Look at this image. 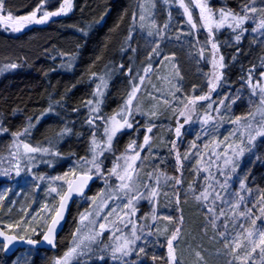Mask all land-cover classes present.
<instances>
[{"label": "trees", "instance_id": "1", "mask_svg": "<svg viewBox=\"0 0 264 264\" xmlns=\"http://www.w3.org/2000/svg\"><path fill=\"white\" fill-rule=\"evenodd\" d=\"M62 1L44 0L41 4V0H3L1 13L4 16L11 15L13 18H19L30 14L40 6H44L48 11H55ZM134 1L72 0L73 6L68 14L52 19L44 25L32 26L15 35L0 28V69H4L10 63L18 65L15 69L0 71V127L7 129L0 133V138L9 139L12 133L22 131L29 123V117H32L31 122L35 127L31 130L30 136L22 138L33 146L39 144L48 147V141L60 129L67 127L72 130L55 144V150L59 151L61 156L55 157L54 169L63 172L72 167V162L89 154V132L92 126L86 122L89 118L86 102L90 99L98 81L92 78V73L108 74V92L101 109L104 114L117 108L122 102L125 91L120 93L118 89L119 80L125 77L124 69L128 68L135 80L141 76L144 68L148 67L146 61H149L151 67L159 68L153 55L149 59H141L136 52V44L132 41L134 36L132 32L135 27L132 18L135 12ZM247 2L248 0H209L215 16L217 14V19L221 9L240 12ZM255 5L258 8L264 7V0H255ZM169 6H173L169 0L166 4H159L160 16L170 8ZM259 18L258 12L255 20L245 23L246 31L241 40L235 41L234 44H226L230 37L235 38L238 34L231 28L222 27L213 35L224 63L219 90L223 98H226V102L228 99L231 100L230 110L233 119L238 116L245 117L254 110L255 106L246 108L252 100L250 97L253 96L248 85L250 71L253 83L263 80L261 72H264V46L258 42L256 35H248L250 29L259 22ZM182 54L187 56L182 59ZM191 56L194 57L192 48H185L177 53L176 63L178 62L179 70L176 85L180 91L174 92L176 94L174 95L175 109L179 102L186 100L191 90L194 92L192 96H199L205 92V86L199 80L201 76L194 73L196 66ZM69 62L72 65L70 68L67 66ZM197 87H200V92L196 90ZM171 98V95L166 96L167 100ZM49 105L53 110L37 121L36 117H40ZM173 119L171 117L169 121H165L170 127L169 132L165 130V125L155 128L156 135L154 134L152 145L149 146V155L150 168L175 177V162L169 150L174 139L171 128ZM97 130L100 131L99 128ZM144 130L137 129L135 126V130L121 131L114 140L113 150L102 156L103 171H107L115 160L114 154L123 152L133 140L138 144ZM186 140L189 141L188 138L182 140L180 151L187 149ZM212 147L208 148V152ZM191 167V161H183L181 184L178 188L179 205L170 201L174 213L176 210L179 211L177 222L180 223L181 228L179 238L174 244L176 255L182 264H199L200 261L202 264H224L226 255L222 254L223 252L220 255L215 253L220 251L218 244L221 237L217 233L225 231L224 225L227 221L220 217L216 221L217 227H211L210 214L209 219H206L207 209L203 207V203L209 202H197L189 188L192 185L196 194L203 191L208 173L202 171L195 176L191 172ZM212 171L215 173L216 168L213 167ZM98 178V182L87 195L92 194L102 185L99 176ZM217 178L223 180L218 173ZM245 178L246 186L252 189V193L243 191L241 195L246 198L244 202L246 206L252 207V204L258 201L260 193L264 191V138L255 144L249 155L243 157L237 173L232 176L231 180L235 181L237 191L240 190V180ZM105 186L111 188L113 184H105ZM183 189L189 191L186 196L180 193ZM30 196L29 194L26 198L30 199ZM8 204L7 200L0 203V225L5 223V219L12 223L21 220L14 214L22 216L21 210L18 212L19 205L22 203L17 200L13 206ZM217 205V212L220 207L224 208L219 201ZM80 209L79 200L70 209L67 222L58 237L55 251L25 249L18 251L12 257H6L0 246V264H37L38 260H40L39 264H52V259L68 243L72 230L76 226V215ZM253 213V218L259 217V207L254 208ZM181 217H183L182 222ZM262 224L264 219L257 221V225ZM2 229L5 231L4 228ZM229 229H232L231 225ZM40 236L37 234L32 239H38ZM101 240L103 243L108 242L105 236ZM96 246L94 244L93 249H96ZM197 251L201 253L202 259L196 257ZM151 253L152 251L147 249L139 258L138 264H161L160 260L153 259ZM97 257L98 253L87 255L89 264L112 262L108 258H106L107 261H102ZM76 264H80L79 260Z\"/></svg>", "mask_w": 264, "mask_h": 264}, {"label": "snow or ice", "instance_id": "2", "mask_svg": "<svg viewBox=\"0 0 264 264\" xmlns=\"http://www.w3.org/2000/svg\"><path fill=\"white\" fill-rule=\"evenodd\" d=\"M167 2V0H166ZM44 3V0H41V4ZM180 7L184 9V13L188 17V23L192 25L193 28H196V23L193 22L192 11L189 7L184 3V0H179ZM194 3L197 8L200 9V17L203 21L202 26L206 28L209 32V35H214L212 29V23L215 16L213 10L208 6L206 2L203 0H194ZM72 0H63L58 11L54 12H44L43 16L37 19V12L40 11L38 8L36 11L32 12L30 16L21 17L19 21L16 23L20 24V27H23L26 23H31L35 20L36 23H44L51 16H58L61 14H67L72 9ZM153 7L155 5L153 4ZM0 8H2V0H0ZM139 19L140 21L145 20L144 12L145 2L141 0L139 3ZM260 13L259 22L256 24L252 31L262 32L264 34V7L258 8L255 5V0H248L242 6L240 12H234L231 10L221 9L219 12V20L216 22L215 27L219 29L222 27L226 21L228 22V27L232 28L234 32H238L235 36L237 42L241 40L242 35L246 31L244 25L249 20H255L256 14ZM242 13V14H241ZM133 21L137 18V13L133 12L132 14ZM0 19H6L9 21L13 20V17L9 15L4 18L0 16ZM20 27L13 28L14 31H19ZM143 27V24H141ZM167 27V25H165ZM162 31V30H161ZM153 33L150 31L148 35H152ZM131 35L129 36V39ZM159 44L153 48V53L159 55L158 52ZM212 49L218 51V45L215 42H212ZM65 56L69 54H63ZM151 55V54H150ZM165 59H168L165 57ZM223 57H220V62H216L214 60V71L212 77L209 78L208 88L209 91L205 95L196 96L191 99H188V102L183 105V110L179 111L180 116L185 117L184 123L187 124L191 121L192 117L189 114L190 112L195 110L196 104L198 101H211V93L216 91L219 83L222 81L223 73L222 71L217 72L215 69L218 67L219 69L224 68V64L222 63ZM69 68L72 66L69 62L67 65ZM18 65L16 63H10L5 66L4 69H0V71L6 69H15ZM123 67V66H121ZM145 75L140 76V84H143L147 74L152 71L151 65L144 68ZM178 75V73H177ZM261 77L264 78V72H261ZM92 78L98 79L99 83L96 85V91L93 93V99H89L86 102V106L89 107L90 116L87 119V123L90 126L95 125L96 120L103 121L104 124V139H97L96 132L94 131L92 134L90 147L88 149V155L84 157L78 158L73 167L69 170V172L64 173L63 176H55L49 178L52 182L48 186L47 194L52 197L53 201L57 198L59 199L58 205L53 203L49 205L45 203L40 213L33 215L31 219L25 220L23 217L21 220L17 221L15 225L8 224L6 227L9 229H20L23 225V231L25 233L31 232L32 234H38L43 236V241L47 242L53 248L56 247L55 238L58 227L61 224V221L64 219V214L67 209V205L69 201L72 199L73 195L84 196V190L88 186L90 180H92L93 176H102V164L101 156L105 152L112 151V145L114 139L117 137V134L120 133L124 129H132L133 122L132 118L134 114L140 113L144 115H148L151 117H156L158 112L153 110L150 113H144L140 104L136 103L137 101V93L140 91L139 84H132L131 91L128 93L126 100L120 106L119 110L109 116L105 117L100 115V104L102 103L101 99H97V97L103 96V89L107 88L108 84V74L105 73L103 75H98L97 73H92ZM248 85L252 90V95L257 96L259 100V104L256 108L255 112L249 113L245 117H236L230 122L236 126L234 131L229 137H225L224 141H213V147L210 152L202 153L199 151L198 145L195 141H193L190 145V152L192 149H196L193 155H197L200 158L197 160V168L196 171L199 172H207L208 175L205 177V186L203 191L199 194H196L195 189L192 188V185L189 186L192 191L193 198L197 202H205L203 203V207L207 209V213L205 215L206 219H210L209 223H211L213 228L217 227L216 221L220 219V217H224L228 212L232 213L230 219L235 224L237 217H243L251 220L252 228L247 229L243 224L239 225V229L242 231H236V234L233 236L231 233L226 231H219L217 234L223 239L224 248L229 250L230 254L236 261H239L240 264H257L256 258L253 256V253H256L259 250V264H264V224L257 225V221L264 219V191L260 193V197L256 203L252 204V207L244 206L243 210H241V205L245 202V197L241 195V192L247 191L249 194L252 193V189L248 188L245 183V179H241L239 182V191L231 192L229 191V181L232 176L237 173L239 167L241 166L242 159L246 153H251L255 147V142L258 138H264V84L259 82L253 83V78L250 74L248 76ZM176 88V91H180L178 87L173 85ZM159 91V89H157ZM151 96V94H149ZM174 96L175 94L172 93ZM156 99V97H152ZM165 104H169L170 102L165 100ZM221 105L224 103L223 100L219 102ZM191 106V107H190ZM208 109L212 110V103L208 104ZM52 106L49 105V108L45 110V112L41 113L40 117H36V120L39 121L44 115L48 112H51ZM217 113L220 112L219 107L214 109ZM76 111V109H74ZM95 114V115H91ZM259 117V119H257ZM32 117H29V123L26 127L23 128L22 131L13 133V141L12 145H10L9 152V163L11 168L5 169L3 171V175H8L9 172L14 169L15 174L20 176L22 172L27 171L28 173H32V168L35 166L37 161L36 154L47 155L51 157H59L61 153L55 150V144L59 140L63 139L66 135L71 133L70 128H62L58 132L55 133L54 137L48 141L49 146L44 147L41 145L33 146L28 142H25L21 139V137H26L31 135V130L35 127V125L31 122ZM208 112L205 113L204 117L201 120L202 125H208L210 121L214 120ZM221 120L224 118L221 116ZM155 125L149 124L146 131L147 133H151L152 129ZM183 128L182 124H179L175 129L176 137L179 139L182 136L181 129ZM7 129L0 127V132H5ZM239 136V142H235V138ZM200 137L198 136L197 139ZM151 141V136L145 134L144 143L137 145L136 141H131L125 153L121 154L116 158V163H114L113 168L109 171L108 176H115L120 183L116 186L115 191H119L123 193V197L127 198V203L123 205V209L113 208L106 216L103 217L105 223L99 224V230H96L95 225L97 223L94 217H99L104 207L107 206L108 200L112 199L111 195H108L105 198V193L101 192L98 194L100 199V203H97V197H93V205L95 207V211H89L86 213H82L80 216V224L77 229L72 234V241L70 242L69 249L64 253L62 257H57L53 261V264H72L73 260H76L78 257H82L87 255L88 253H98V259L104 260L105 253L109 254L113 261H119V264H129L125 258L130 256L136 246V242L141 240V235H138V228L133 217L137 211L136 204L143 199H148L150 202L159 195L158 187H151L148 183H144V189H147V192L140 191V185L136 183V178L139 173V169L137 167V161L141 159L140 151H136L137 148L143 150L145 146H149ZM232 141V142H229ZM172 150L177 149V141H172ZM221 151H217V149H221ZM21 147L23 148V152H21ZM207 156V159H205ZM182 159H189V154H185L181 157L180 153L176 152V160H177V170H180L182 167ZM26 161L27 164L22 167V163ZM119 161H123V164H120ZM222 161V164L220 163ZM43 163L49 164L51 166L52 161L45 160L41 161ZM216 168V172L212 171V168ZM217 173L219 176L223 177V180L217 178ZM149 179L153 177V173L147 174ZM69 176L72 178L69 179ZM161 177L164 180L174 179L176 184H180L181 180L176 177H167L163 173H160L156 177L157 185ZM34 179L45 180L44 176H33ZM56 181H62L61 184H56ZM107 184V179H106ZM66 185V190H65ZM38 186V185H37ZM4 199V195L0 194V200ZM217 201L221 204L227 205V211L225 208L220 207L217 212ZM177 204L179 205V197L177 195ZM259 207L260 216L255 217L253 213V209ZM126 209L127 211H124ZM123 213L120 215V213ZM155 209H153V220L156 219L154 214ZM25 214L28 215L27 210H25ZM116 215L117 219L112 220L110 217ZM127 217V219H125ZM50 218V222H49ZM164 219L169 220L171 222V217H165ZM181 222L183 217L180 218ZM87 222V223H85ZM35 224V226H33ZM123 225V227H120ZM131 226V231L129 234H125V229ZM143 226H141L142 228ZM227 228V223L224 225ZM46 229V231H44ZM87 229V231H85ZM108 231L109 242L103 243L100 239L104 232ZM167 231V229H165ZM181 232V228L178 226L172 232L171 236L167 240L168 245V264H182L178 260L176 255V248L174 242L179 238V234ZM246 233V235L244 234ZM0 237L4 238V242L0 244L5 250L9 249V245L13 243V241L20 239L25 241L30 245H35L38 241L28 236L27 239L24 236L17 235H7L4 231L0 230ZM242 241H246L247 245L250 248H246V245L242 243ZM97 245L96 249H93L92 245ZM103 244V247L99 245ZM245 248L243 254L238 252L239 249ZM145 253V249L140 247L138 251H136V255L139 257L141 254ZM196 257L198 259H202L201 253L196 252ZM155 260L156 257L154 256ZM229 264H232L229 261Z\"/></svg>", "mask_w": 264, "mask_h": 264}, {"label": "rangeland", "instance_id": "3", "mask_svg": "<svg viewBox=\"0 0 264 264\" xmlns=\"http://www.w3.org/2000/svg\"><path fill=\"white\" fill-rule=\"evenodd\" d=\"M169 1L172 2L173 6H169L170 8L167 9L165 12H163L162 15L160 16L159 4H166L167 3L166 0H144L145 8H146L144 12V16H145L144 21H140L139 19V13H140L139 3L141 2V0L134 1L135 3L134 9H135V12L137 13V18L134 21L135 27L132 32L134 35L132 36V41L136 44V52L138 54V57L141 59H149L153 55V58L156 59L157 66L159 64V68L152 67V71H150L147 74V77L143 84H140V81L138 82V78L140 76L134 80L128 68L124 69L125 77L124 79L121 78L119 80L120 85H119L118 91L120 93H123L125 91V95L122 99V102L119 103L117 108L112 109L109 112L102 114L101 109L104 104V97L106 93L108 92L107 91L108 85H107V88L102 90L103 96L97 97V99L102 100V103L100 104L99 114L105 117H109L115 114L119 110L120 106L124 103V101L127 98L128 93L131 91L132 84L133 83L139 84L140 91L137 93L136 103L140 104L144 113H150L153 110L157 112L159 110L160 111L158 112V115L156 117H151V118L148 115H144L140 113L134 114L132 118L133 128L132 129L126 128L122 131L135 130V126H137V129L143 128L145 129L143 131V137H141L138 140L139 142L137 145L144 143L145 134L151 136L150 145H152V142L156 135L155 128H157V126L163 127L165 125L164 127L165 130L169 132L170 127L168 124L165 123V121L166 122L169 121L171 117L174 118L172 120L173 123L171 125V128H172V134L174 137L173 141H177V149L175 151L172 150V144H171L169 150L175 162V170H176L175 177L181 180L182 167H180L179 171L177 170V167H178L177 160H176L177 151L180 153L181 157H183L185 154H189V159H186L185 161L186 162L191 161L192 163L191 172L193 173V175L197 176V174H199L196 171L197 160L200 157L192 154L197 151L196 149H192L190 152L191 143L195 141L196 144L198 145L199 151L202 153H206L209 150L208 148L213 146V141H224L225 137H229L232 134L236 126L230 122L231 120H233V115L230 110L231 100L228 99V101L226 102V98H223V96L221 95V92L219 90L220 83L216 91L211 93V101H198L197 102L195 110L189 113L192 117L189 123L187 124L184 123L185 117L180 116L179 111L183 110V105L188 102V99L196 97V96H192V94L194 93L193 90H191L187 94V98L185 101L179 102L177 104L178 107L175 109V105H174L175 96H173L172 93L177 92L176 88L173 87V85L178 87L176 85V82H177L176 78L178 77L177 73L179 70L178 62L176 63L177 53L180 52V50H183L185 48H188V49L192 48L194 57L191 56V58L193 59V63L196 66V70L194 71V73L196 75L199 74L201 76L199 80L205 86V92L202 93L201 95H205L208 93L209 91L208 81H209V78L212 77V74L214 71V60L216 62H220V57L222 55L220 53L219 48H218V51L212 49V42H215V40L213 39V35L210 36L208 30L202 26L203 21L201 20V17H200V9L196 7L194 0H184V3L192 11L193 22L196 23L197 25L196 28H193L192 25L188 23V17L184 13V9L180 7L179 0H169ZM203 2H206L208 6L210 7L209 0H203ZM153 4L155 5V7H153ZM59 8L55 11H58ZM37 9L33 10L32 12L36 11ZM39 9L40 11L37 12V19L41 18L44 12H54V11H48L44 6H40ZM31 13L26 16H30ZM64 15L66 14H61L58 16H51L44 23H36L35 20H33L31 23L24 24L23 27H20V24L16 23V21H19V18L21 17L13 18L12 21H9L6 19H0V28L6 31L7 33H11L15 35L32 26L44 25L48 23L50 20L59 18ZM0 16L4 18L8 17L7 15L4 16V14L1 13V8H0ZM26 16H23V17H26ZM218 20L219 19H217V14H216V16H214L213 23H212L213 33L215 31L222 29V27H225V26L228 27V22H230V21H226L222 27L217 29L215 27V24L216 22H218ZM141 24H143V27H141ZM166 24H167V27L164 28ZM15 27H20V30L14 31L13 28ZM150 31L153 33L151 36L148 35ZM251 34L256 35L258 42L264 46V34H262V32L253 33L252 28H251L248 35H251ZM229 39L230 40L226 42L227 45L234 44L236 41L234 37H230ZM157 44H159V49H158L159 55H156L155 53H153V48H155ZM186 56H187L186 54H182L181 58L183 59ZM165 57H167L168 59H165ZM146 62H147V65L149 66L150 64L149 61H146ZM215 70L217 72H220L223 69H219L217 67ZM143 75H145L144 72H142L141 76ZM97 83H99V80L97 81ZM259 83L264 84V78L262 82H259ZM96 85L93 88L90 99H93V93L96 91ZM157 89H159V91H157ZM196 90L200 92V87H197ZM250 91H252L251 88H250ZM149 94H151V96ZM167 95H171L172 98L167 100L166 99ZM152 97H156V99H153ZM250 98L252 100L249 101V104L247 105L246 108H248V106L249 107L255 106L254 110L252 111V112H255L259 104L258 97L251 96ZM165 100L169 101L170 103L165 104L164 103ZM221 100L224 101L222 105L219 103ZM210 102L212 103V110L208 109V104ZM217 107H219L220 109L219 113H217L214 110ZM87 109L89 111L88 106H87ZM206 112H208L215 119L210 121L208 125H202L201 120L204 117ZM88 113L90 116V111ZM91 115H95V114H91ZM221 116L224 118L223 120L220 119ZM257 119H259V117H257ZM178 121H179V124L183 125V128L181 129L182 136L179 139L176 137V134H175V129L178 126ZM99 124H101L100 127H99ZM149 124L155 125L151 133H147L146 131ZM139 125H140V128H138ZM97 128H99L100 131H98ZM94 131L96 132L97 139H101V140L104 139L103 121L101 120L95 121V125L92 126V130L91 132H89V142H91L92 134ZM12 134L10 135L9 139L0 138V181H1L0 182V194L4 195V199L0 200V203L7 200L9 202L8 205L13 206L14 203L17 200H19V202L22 204L19 205L18 212H20L21 210L22 216L19 217V215H16V214L14 215L15 217H18V218L23 217L25 220H29L31 219L33 215L40 213L45 203H48L49 205H52L53 203H55L58 205L59 199L57 198L55 201H53L52 197L47 194L48 186L52 182L49 178L55 177V176H63L64 173L69 172V170L73 167L74 162H72L71 168L62 172L61 170L54 169V165L56 162L55 157L36 154L37 161L35 163V166L32 168V173H28L27 171H25V172H22L20 176H17L15 174V170L12 169L8 175H3V171L5 169L11 168V165L9 163V160H10L9 152L10 150H14V149H10V145H12V141H13ZM198 136L200 137L199 139H197ZM184 138L189 139L188 142L187 140L185 141L186 143L185 145L187 149L184 148L183 151L182 150L180 151V144H182V140ZM21 139L24 140L22 137ZM239 139L240 138L237 135V137L235 138V142L238 143ZM262 139L263 138H258L255 144ZM229 142H232V141H229ZM149 146H145L143 150L139 148L136 149V151H140V155H141V159L136 162L137 167L139 169V173L136 178V183L140 185V191L145 192V193L147 192V189H144L143 187L144 183H148L151 187H158L159 195L156 196L151 202L148 199H143V200H140L136 204L137 211L135 215L131 218L135 220L137 224V228H138L137 234L141 235L142 238L141 240L136 242L134 252L130 256L125 258L126 260L129 261V264H132V263L138 264L139 258H141V255L144 254V253L141 254L139 257L135 254L136 251H138L140 247H143L145 251L147 249H150L152 251L151 256L153 257L155 256L156 259L162 262L161 264H168L167 240L171 236L175 228L180 225V223L177 222V215L179 211L176 210V213H174L175 211L173 207H171L170 201H174V203L177 205V195L179 197L178 188H180L181 183L176 184L174 179L164 180L161 177L159 184L157 185L156 177L160 175V172L150 168L151 167L150 166L151 157L149 155ZM222 147L223 145L221 146V149H217V151H221ZM112 150H113V145H112ZM125 150L118 154H114L115 160L112 161L107 171H103L104 174L102 176H99L100 183L102 185L96 188L92 194L87 195L85 198L80 200L81 209L76 215V226L75 228H73L66 246L62 249V251L58 255H56L52 259V264L55 258L62 257L64 253L69 249L70 242L72 241V234L80 224L81 214L96 210L93 205V200H92L93 197H97V203H100L98 194L101 192L105 193V198H107L108 195H111L113 197L112 199L108 200V204L107 206L104 207L103 211L101 212V215L99 217H94L97 221L95 225L96 230H99L100 223H105V221L103 220V217L106 216L108 212H110L113 208L123 209V205L127 203V198L123 197V193L119 191H115L116 186L120 183V181L117 180L115 176H111L110 178L108 176V173L113 168L114 163L117 162L116 158L120 156L121 154L125 153ZM21 152H23L22 147H21ZM108 152H111V151H108ZM108 152H105V153H108ZM249 154L250 153H246L245 155H249ZM101 159H102V156H101ZM205 159H207V156H205ZM45 160L52 161L51 166H49V164L47 163L41 162ZM183 161L184 160L182 159V164H183ZM119 163L123 164V161H119ZM220 163L222 164V161H220ZM26 164L27 162L24 161L21 166L24 167ZM148 173H153V177L151 179H149L147 175ZM163 174L167 177H173L169 173H163ZM33 176H36V177L44 176L46 177V179L41 181L38 179H34ZM71 178L72 177L69 176V179ZM106 179H107V185L113 184L111 188L105 186ZM55 183L61 184L63 182L56 181ZM65 190H66V185H65ZM229 191L231 192L237 191V187H235L234 180L229 181ZM188 192L189 191L187 189H183L182 191H180V193H182L185 196L187 195ZM35 193L39 194V196H36ZM27 194L31 195L30 199L26 198V196H28ZM245 205H246L245 203L241 205V210H243ZM223 206L227 211V205L223 204ZM153 209H155V212H154L156 216L155 220H153L152 218ZM25 210H27L28 215L25 214ZM124 211H127V210L124 209ZM122 214L123 213L121 212L120 215ZM231 215L232 213L228 212L227 215L223 217L227 221V228L225 229L226 232L231 233L234 236L236 234V231H242L241 229H239L238 224H243L244 227L247 229L252 228V224L250 222L251 220L247 218H243V217H237L235 224H233V222L230 219ZM165 217H171L172 218L171 222L169 220L164 219ZM110 219L115 220L117 219V216L114 215L110 217ZM125 219H127V217H125ZM5 220H6L5 223L3 225L1 224L0 227L4 228L5 232L9 234L17 235V236H24L25 238H27L28 236H31L32 238L37 235V234H32L31 232L25 233L23 231V225L21 226L20 229H9L6 227L8 224L15 225L16 223H12L11 221L7 219ZM49 221H50V218H49ZM230 225L232 229H229ZM33 226H35V224ZM141 226L143 227L141 228ZM120 227H123V225H120ZM165 229H167V231H165ZM85 231H87V229H85ZM130 231H131V226L129 225V227L125 229V234H129ZM244 234L246 235V233ZM109 235L110 233L108 231H105L102 237L104 236L107 237L108 242H109ZM242 243L246 245V248H250V246L247 245L246 241H242ZM99 246L103 247V245H99ZM218 246L220 247V251L216 252L215 254L220 255L221 252H223L222 254L226 255L224 264H229V261H231L232 264H240L239 261H236L233 258L229 250L224 248V242L222 238L219 240ZM245 250H246L245 248H242V249H239L238 252L240 254H243ZM91 254L92 253H88L87 255L89 256ZM87 255L78 257L76 260L72 261V264H76L77 260H79L80 264H89ZM104 255H105L104 260H106V258H108L109 260H112L109 254L105 253ZM253 256L256 258L257 264H259V250H257L256 253H253ZM39 261L40 260L37 261V264H39ZM198 263L202 264V261ZM109 264H119V261L112 260V262H109ZM249 264H251V261H249Z\"/></svg>", "mask_w": 264, "mask_h": 264}, {"label": "water", "instance_id": "4", "mask_svg": "<svg viewBox=\"0 0 264 264\" xmlns=\"http://www.w3.org/2000/svg\"><path fill=\"white\" fill-rule=\"evenodd\" d=\"M98 182V177L97 176H93L92 180L89 181L88 183V186L85 188L84 190V196L87 195L90 190L92 189V187L94 186V184H96ZM84 196H78V195H73L72 199L69 201L68 205H67V209L65 211V214H64V219L61 221V224L60 226L58 227V230H57V233H56V238H55V243L57 245V240H58V237L59 235L62 233L63 229H64V226L67 222V219H68V215L70 213V209L72 207V205L79 199H82ZM50 222V221H49ZM0 230H2L0 228ZM3 231V230H2ZM46 231V229H45ZM6 233V232H5ZM7 235L11 236L12 234H8L6 233ZM38 241L37 244L35 245H30L28 243H26L25 241H22L20 239H17L15 241H13V243L11 245H9V249L8 250H5L3 247H2V251H3V254L6 256V257H11L13 256L18 250L20 249H25V248H31V249H36V250H40V251H54L56 249L53 248L51 245H49L47 242L43 241V236L41 235V237L36 240ZM2 242H4V238L3 237H0V244H2Z\"/></svg>", "mask_w": 264, "mask_h": 264}]
</instances>
